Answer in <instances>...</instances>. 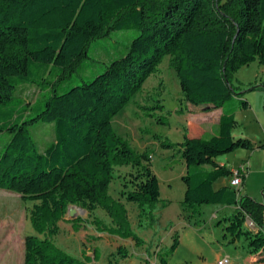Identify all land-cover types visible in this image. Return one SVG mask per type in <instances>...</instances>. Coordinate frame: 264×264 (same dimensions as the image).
I'll return each instance as SVG.
<instances>
[{"label": "trees", "instance_id": "16d2710c", "mask_svg": "<svg viewBox=\"0 0 264 264\" xmlns=\"http://www.w3.org/2000/svg\"><path fill=\"white\" fill-rule=\"evenodd\" d=\"M129 30L138 35L124 56L92 79L57 93L55 87L89 59L92 42ZM166 56L185 106L221 110L215 135L184 134L176 144L186 167L182 210L194 219L202 206L231 208L217 222L225 224L224 238L230 244L243 240L247 264H264V202L228 185L214 188L233 174L215 162L217 157L264 149L232 136L236 109H247V101L222 109L238 95L233 79L241 68L256 62L264 70V0H0V135L10 136L0 153V190L33 203L28 216L39 234L24 238L23 264H89L46 238L58 234L57 223L70 206L89 216L104 211L116 229L108 231L94 218L97 232L131 237L121 201L109 195L116 167L129 169L119 192L122 200L142 208L159 202L151 158L135 154L111 122ZM33 85H48L52 94L41 107L21 105L13 115L8 110L13 94ZM34 109L30 116L27 111ZM39 122L54 123V139L42 152L30 133ZM177 246L175 235L170 250L157 254L159 264H168Z\"/></svg>", "mask_w": 264, "mask_h": 264}, {"label": "rangeland", "instance_id": "374dc122", "mask_svg": "<svg viewBox=\"0 0 264 264\" xmlns=\"http://www.w3.org/2000/svg\"><path fill=\"white\" fill-rule=\"evenodd\" d=\"M137 35L136 30L113 32L107 38L92 42L88 50L89 59L61 86L55 87L57 93L102 73L111 61L127 53ZM52 81L51 77L48 78V82ZM233 86L238 95L224 103L222 109L236 107L239 99L247 101L249 105L247 109H236L234 138L249 140L256 146L264 144L263 68L256 62L241 68L234 76ZM51 94L48 85L22 87L13 94L8 110L16 115L21 105L25 109L33 105L41 107ZM190 104L185 106L178 78L170 66V57L166 56L157 72L144 82L141 90L112 119L115 134L127 142L135 154L149 155L159 183V202L142 208L125 202L119 196L123 176L129 169H114L109 195L121 201L118 203L123 207L131 237L121 239L110 234L108 231L116 229V226L104 211L97 210L89 216L79 207L70 206L75 209L74 215L69 214L68 208L57 223L58 234H48L46 238L55 247L89 264H159L157 254L162 255L170 250L175 235L178 236V246L167 258L168 264H217L222 259H228L230 264H247L243 240L230 244L223 236L225 224H217L224 216L231 214V208L202 206L200 216L194 219H188L182 210L185 185L181 178L186 175V167L176 144L182 141L184 134L209 138L217 131L215 117L206 114L205 109H192L200 106ZM27 113L34 116L36 111L28 110ZM30 133L42 152L52 143L51 138L54 139V123H36L30 126ZM9 138L6 133L0 135V153ZM254 150L257 153L252 159L253 168L249 170L245 183L249 180L251 196H248L264 202V149ZM239 152H245L247 158L242 159ZM254 152L236 150L217 157L215 162L229 169H237ZM225 181L218 180L214 188L218 189ZM239 192L244 193L242 187ZM32 205V202L24 203L15 193L0 190V264H23L24 238L28 235L39 236L28 216V208ZM94 218L100 219L108 231L97 232L92 225ZM121 247L123 251H120Z\"/></svg>", "mask_w": 264, "mask_h": 264}, {"label": "crops", "instance_id": "0c3cea01", "mask_svg": "<svg viewBox=\"0 0 264 264\" xmlns=\"http://www.w3.org/2000/svg\"><path fill=\"white\" fill-rule=\"evenodd\" d=\"M206 114H208V115H211V116H214L215 118H213V119H215V123L217 124L218 123V119H219V117H220V115H221V110H219V109H212V110H210L209 112H206ZM232 136H233V133H232ZM234 137V136H233ZM257 150H259V151H261V150H263V149H257ZM254 151H256V150H253V152ZM252 152V151H251ZM257 153V151L256 152H254L253 153V155H251V156H249L250 158H248L249 160H244L242 163H247V165H248V173H247V176H248V174H249V170H251L252 168H253V157L255 156V154ZM239 155L241 156V158L242 159H245V158H247V154L245 153V152H239ZM230 170H234L233 168L231 169L230 168ZM246 176V177H247ZM229 179L230 178H228V179H225L226 181H225V183L222 185V186H227L228 184H229ZM246 179V178H245ZM221 186V187H222ZM229 186V185H228ZM242 190H243V194L244 195H246V196H248V195H250L251 196V191H250V188H249V180L245 183V180H244V182H243V184H242ZM263 192V191H262ZM242 194V195H243ZM263 194H264V192H263ZM249 197V196H248ZM264 198V197H263ZM256 201V200H255ZM258 202V201H257ZM259 203H262V202H259ZM248 260V262L249 263H251L253 260H254V257H250L249 259H247Z\"/></svg>", "mask_w": 264, "mask_h": 264}, {"label": "built area", "instance_id": "2783aa9c", "mask_svg": "<svg viewBox=\"0 0 264 264\" xmlns=\"http://www.w3.org/2000/svg\"><path fill=\"white\" fill-rule=\"evenodd\" d=\"M248 173V165L247 163H241L240 166L237 169L233 170V174L229 179V186L239 191V188L242 187V180L243 178H246ZM247 226L250 228H253V223L250 220H247L246 222ZM217 264H230V261L228 259H222L217 262Z\"/></svg>", "mask_w": 264, "mask_h": 264}, {"label": "water", "instance_id": "95a60500", "mask_svg": "<svg viewBox=\"0 0 264 264\" xmlns=\"http://www.w3.org/2000/svg\"><path fill=\"white\" fill-rule=\"evenodd\" d=\"M74 213H75V209H74V208H69V214H70L71 216H73Z\"/></svg>", "mask_w": 264, "mask_h": 264}]
</instances>
